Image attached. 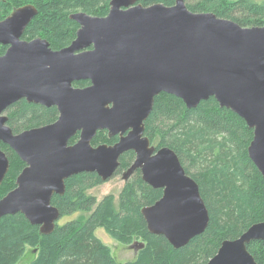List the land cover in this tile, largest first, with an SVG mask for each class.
<instances>
[{
  "label": "water",
  "instance_id": "water-1",
  "mask_svg": "<svg viewBox=\"0 0 264 264\" xmlns=\"http://www.w3.org/2000/svg\"><path fill=\"white\" fill-rule=\"evenodd\" d=\"M37 14L31 3L0 19V142L24 167L14 187L0 197V217L21 213L40 234L51 233L61 214L51 203L65 180L95 172L105 181L119 157L134 159L123 180L140 170L141 179L161 196L140 208L148 232L163 235L173 248L200 235L209 212L198 183L168 146L156 147L145 135V121L161 92L180 98L186 108L213 97L252 130L247 154L264 176V25L242 26L213 12H194L184 0L143 6L136 0H110L106 15L75 11L78 24L69 45L53 49L42 37L22 38ZM88 81L85 86L74 85ZM55 106L48 124L13 132L6 109L19 99ZM105 130L112 143L92 144ZM77 135L74 142L70 139ZM0 149V184L9 169ZM264 239V220L239 236L221 241L205 264H258L247 245ZM140 249L144 242L131 247Z\"/></svg>",
  "mask_w": 264,
  "mask_h": 264
},
{
  "label": "trees",
  "instance_id": "trees-1",
  "mask_svg": "<svg viewBox=\"0 0 264 264\" xmlns=\"http://www.w3.org/2000/svg\"><path fill=\"white\" fill-rule=\"evenodd\" d=\"M110 0H0V19L14 7L26 3L36 6L37 14L26 26L22 38H45L51 48L65 47L75 37L78 24L69 18L75 11L104 16ZM186 1V0H184ZM172 5L175 0H136L143 6L153 3ZM188 9L213 12L242 26L264 25V1L190 0ZM6 46L0 44V54ZM88 81L74 85L85 86ZM7 124L13 132L53 122L55 106L19 99L6 109ZM145 135L156 147L168 146L175 151L182 166L199 186L209 212V222L200 235L179 248L160 234L148 232L140 208L152 204L162 193L145 183L137 170L119 195L114 210L112 199L104 197L95 207V199L86 191L101 183L95 172H80L65 180L62 195L54 194L51 203L60 211V218L78 210L91 213L86 219H68L56 224L49 234H40L17 212L0 217V264H15L25 251L34 248L36 256L27 264H205L224 239L240 235L249 225L264 220V176L247 154L252 130L231 110L220 107L209 97L196 107L186 108L183 101L161 92L154 98L152 110L145 121ZM77 135L70 139L74 142ZM105 130L98 131L92 144L111 143ZM9 159V169L0 184V197L14 187L15 178L24 163L6 144L0 142ZM134 158L131 150L119 157L116 172L126 169ZM103 227L122 244L140 238L144 246L134 259L122 262L112 256L109 248L94 234ZM134 238V239H133ZM258 264H264V239L247 245Z\"/></svg>",
  "mask_w": 264,
  "mask_h": 264
},
{
  "label": "rangeland",
  "instance_id": "rangeland-1",
  "mask_svg": "<svg viewBox=\"0 0 264 264\" xmlns=\"http://www.w3.org/2000/svg\"><path fill=\"white\" fill-rule=\"evenodd\" d=\"M247 1H255V2H262L264 0H247ZM189 3L191 4L190 0H186L185 4ZM153 144L156 146V142H153ZM122 171L116 172L114 175H112L110 178H108L105 181H102L101 183L89 188L86 191V194L88 196H92L95 199V205L94 207L104 198L109 196L112 199L114 210L118 209L119 206V195L126 183L128 181H131V178H128V180H123L122 178ZM91 213V210L89 211H81L78 210L70 215H66L62 218H59L57 223L61 224L65 220L68 219H80L84 220L87 218V216ZM94 234L100 239V241L106 245L112 256L117 261H128L131 259H134L138 253L137 249L138 247H132L131 249L127 246H131L134 244V242L142 241L140 238H133L134 240H131L129 243L122 244L119 241L115 240L111 237V235L103 228V227H96L94 230ZM36 256V251L34 248L25 247V251L23 255L20 257V259L15 264H27L29 263L33 258Z\"/></svg>",
  "mask_w": 264,
  "mask_h": 264
},
{
  "label": "flooded vegetation",
  "instance_id": "flooded-vegetation-1",
  "mask_svg": "<svg viewBox=\"0 0 264 264\" xmlns=\"http://www.w3.org/2000/svg\"><path fill=\"white\" fill-rule=\"evenodd\" d=\"M113 142H114V141H113ZM111 143H112V142H111ZM133 159H134V158H133ZM132 161H133V160H132ZM131 163H132V162H131ZM131 163H130V164H131ZM130 164H129V166H130ZM129 166H128V167H129ZM123 170H125V169H123ZM137 170H138V169H137ZM137 170H135V171H137ZM135 171H134V172H135ZM138 171L140 172V170H138ZM134 172H133L128 178H131L132 175L134 174ZM121 174H122V173H121ZM188 175H189V174H188ZM140 177H141V172H140ZM127 180H128V179H127ZM38 229H39V227H38ZM127 247L130 248V249L132 248L131 246H127Z\"/></svg>",
  "mask_w": 264,
  "mask_h": 264
},
{
  "label": "bare ground",
  "instance_id": "bare-ground-1",
  "mask_svg": "<svg viewBox=\"0 0 264 264\" xmlns=\"http://www.w3.org/2000/svg\"><path fill=\"white\" fill-rule=\"evenodd\" d=\"M8 192V191H7Z\"/></svg>",
  "mask_w": 264,
  "mask_h": 264
}]
</instances>
